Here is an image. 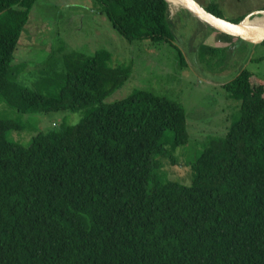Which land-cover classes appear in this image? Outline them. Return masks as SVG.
<instances>
[{
    "label": "trees",
    "instance_id": "16d2710c",
    "mask_svg": "<svg viewBox=\"0 0 264 264\" xmlns=\"http://www.w3.org/2000/svg\"><path fill=\"white\" fill-rule=\"evenodd\" d=\"M36 1L0 0V101L18 116L93 108L28 145L4 135L22 118L0 117V264H264V80L244 67L223 85L237 118L204 141L182 185L156 156L170 135L187 141L183 109L147 90L104 104L132 71L110 51L70 59L57 96L19 84L14 55ZM90 1L129 41H172L166 0Z\"/></svg>",
    "mask_w": 264,
    "mask_h": 264
},
{
    "label": "rangeland",
    "instance_id": "374dc122",
    "mask_svg": "<svg viewBox=\"0 0 264 264\" xmlns=\"http://www.w3.org/2000/svg\"><path fill=\"white\" fill-rule=\"evenodd\" d=\"M197 1L204 6L216 3L229 19L264 7V0ZM91 4L90 0H37L15 51L13 76L26 88L57 96L70 59L92 55L98 49L110 51L111 66L129 64L132 71L125 84L103 100L104 104L121 101L135 90H147L177 102L183 109L188 139L172 146L170 135L163 152L156 156V169L164 177L188 185L192 177L189 162L204 147V141L225 135L237 118L240 102L231 99L223 85L244 67L264 80V44L247 43L237 37L227 40L210 30L208 24H201L185 7L169 11L172 41H129L106 16L91 10ZM253 14L250 17L255 18L264 12ZM208 41L219 49L200 47ZM92 108L18 116L16 108L0 101V117L22 118L21 128L6 130L4 135L28 145L40 132L79 123Z\"/></svg>",
    "mask_w": 264,
    "mask_h": 264
},
{
    "label": "water",
    "instance_id": "95a60500",
    "mask_svg": "<svg viewBox=\"0 0 264 264\" xmlns=\"http://www.w3.org/2000/svg\"><path fill=\"white\" fill-rule=\"evenodd\" d=\"M181 4L201 21H204L209 26L218 31L239 37L253 44H260L264 41V27L258 25H249L245 23L248 17L253 13L263 12L264 9H259L251 14H248L243 20L234 22L228 18L220 17L208 11L204 5H201L197 0H179ZM254 15V14H253Z\"/></svg>",
    "mask_w": 264,
    "mask_h": 264
},
{
    "label": "bare ground",
    "instance_id": "6f19581e",
    "mask_svg": "<svg viewBox=\"0 0 264 264\" xmlns=\"http://www.w3.org/2000/svg\"><path fill=\"white\" fill-rule=\"evenodd\" d=\"M166 1L168 2L169 11L170 10L176 11V10H178L180 8H184V6L181 4V2L179 0H166ZM249 18H253V17H248L247 20L245 21V23H247L249 25H253V24L248 23V19ZM254 25H258V26L264 27V16L262 17V19L259 22H257Z\"/></svg>",
    "mask_w": 264,
    "mask_h": 264
},
{
    "label": "crops",
    "instance_id": "0c3cea01",
    "mask_svg": "<svg viewBox=\"0 0 264 264\" xmlns=\"http://www.w3.org/2000/svg\"><path fill=\"white\" fill-rule=\"evenodd\" d=\"M205 45H208V46H212L213 44L210 43V41H208L207 43L204 42ZM216 45V44H215Z\"/></svg>",
    "mask_w": 264,
    "mask_h": 264
}]
</instances>
